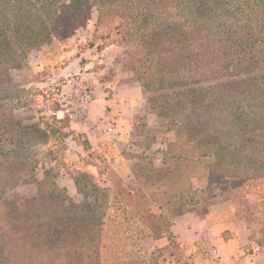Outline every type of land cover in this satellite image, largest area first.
<instances>
[{"label":"trees","instance_id":"16d2710c","mask_svg":"<svg viewBox=\"0 0 264 264\" xmlns=\"http://www.w3.org/2000/svg\"><path fill=\"white\" fill-rule=\"evenodd\" d=\"M63 1V5L69 2ZM76 3L84 7L79 9L76 17L68 20L61 19L63 11L60 9L40 10L44 14V18L40 19L41 27H32L28 37L51 39L55 24L60 25L63 31L71 32L83 21L87 10L95 6L98 11L97 33L105 27L102 33L105 39L114 37L128 46L131 66L143 78L142 85L149 87L150 83L156 88L166 87L170 90L162 112L167 123L175 130L173 164L156 170L168 176L165 183L160 181L161 202L139 194L131 181L124 179L116 170H109L111 183L105 181L106 186L91 183L90 186L97 193L93 201L78 205L61 194L57 174L54 181L49 182L50 171L47 169L44 179L39 181L38 196L26 199L24 208H20L17 203L19 196L3 198L4 190L12 188L18 181L33 177L36 163L22 164L19 154L10 157L11 152L3 151L4 156L0 158V264H162L172 261L167 260L166 256L161 260L156 257V251L164 247L148 251L145 245L146 241L163 238L169 242L166 249L175 246L183 256L185 253L189 256L191 247L179 239L173 226L179 216L191 211V207L199 202L190 180L193 177L208 178L209 183L216 182L219 188L227 192L228 199L238 204L239 213L246 211V215L240 217L249 228H253V214L257 210L264 212V191L254 204H250L248 199L255 182L264 186V174L250 172L252 167H263L260 155H264V74L255 75L254 72L261 67L264 61L260 62V58L264 59V56L257 55L253 42L264 38L258 35L264 32V20L259 31L250 35L251 38L248 35L231 38L244 39L241 46L234 43L225 47L223 42L213 41L208 46L210 51H207V44L199 40L207 39L201 33L194 32L189 39L177 41L163 39L161 24L169 22L175 15L171 8L165 7V3H168L165 0L151 3L147 0H86ZM159 6H162L160 10ZM220 6L223 12L229 11L226 14L228 18L240 21L243 0H233V4L232 0H225L220 2ZM43 7L47 8V5L43 3ZM47 22L49 24H45ZM15 48H23V43L8 46L12 51ZM229 50L238 54L236 63L230 61ZM145 55L154 63L153 73L145 74L142 71L146 63ZM11 57L5 59L0 56V68L5 67V75L0 74V91L9 100L15 92L22 90L11 91L5 79L6 62L9 67L17 62L16 58L12 60ZM232 64L251 76L227 84L199 86L217 74L219 68L223 70L227 66L229 69ZM193 73L196 74L192 76ZM235 82L242 84L235 85ZM7 116L12 117L11 114ZM3 120L7 118L0 116V138L9 133L11 142L15 140L14 133L47 134L62 142L72 134L59 129L56 117L53 123L40 117L36 125ZM73 138L76 140L75 136ZM82 144L84 151L92 149L88 140ZM185 145L207 160L194 159L182 149H176ZM27 157L25 155L24 159ZM100 163L97 168L99 174H103L107 168L102 169L104 160ZM74 178L80 190L78 180ZM180 186L184 187L188 196L184 203L174 200V191L179 190ZM101 195H105V198H101ZM242 198L246 201L242 202ZM114 206L117 209L123 206L125 210L120 222L112 216ZM104 207L108 212L103 211ZM127 211L130 215L125 214ZM95 224L101 226L96 233L91 229ZM258 224L264 229V218ZM109 229L115 232H108L112 248L110 253H106L103 251V236L105 230ZM251 240L264 245L255 237H251Z\"/></svg>","mask_w":264,"mask_h":264},{"label":"rangeland","instance_id":"374dc122","mask_svg":"<svg viewBox=\"0 0 264 264\" xmlns=\"http://www.w3.org/2000/svg\"><path fill=\"white\" fill-rule=\"evenodd\" d=\"M77 1L86 0H69V2L66 1V5H63V0H0V56L5 59L13 56L17 61L11 64V67L6 62L5 79L11 91L22 89L20 92H15L11 100L2 96L0 91V116L7 118L3 121L16 120L23 125L39 124L40 117H45L49 123H53L56 117L59 129L72 133L64 138L63 142L47 134L45 136L38 133L29 135L14 133V142L10 141L9 133L0 138V158L4 156L3 151H5L11 152L10 157L16 153L19 154L22 164L34 163V161L36 163L33 177L18 181L12 188L5 189L3 198L12 199L14 196H19L17 203L20 208H24L26 199L38 196L39 181L44 179L45 171L49 169V182L54 181V175L57 174L56 181L61 194L81 205L88 201L92 202L97 194L90 186L91 183L99 186L110 184L112 179L108 171L116 170L124 179L133 183L139 194L160 201L162 191L160 181L162 184L165 183L168 176H163L156 170L172 166L173 147L176 142L175 130L167 123L162 112L170 90L166 87L156 88L149 83V80H146L149 87L142 85L143 78H140L131 66L128 46L114 37L105 39L102 36L105 27L97 33L98 11L95 6L87 10L83 21L71 32L67 33L60 28V25L55 24L54 36L51 39L28 37L32 27H41L40 19L44 18V14L40 10L60 9L63 11L61 19L68 20L72 16L76 17L79 9L84 7L83 4L77 5ZM152 1L155 0H147L148 3ZM165 1L168 2L165 3V7L171 8L175 15L169 22L161 24L163 39L177 41L189 39L194 32L201 33L207 38L199 39L207 44V51H210L208 46L213 41H221L225 47L234 43L241 46L244 39L231 38L241 35L250 37L263 25L264 18L261 16L264 15L262 11L264 0H243L244 7L240 21L228 18L226 14L229 11L223 12L220 2L225 0ZM43 3L47 5V8L43 7ZM161 8L162 6H159L158 10ZM243 24L244 27H242ZM258 35L263 37L264 32ZM15 43H23V48H15L14 51L8 49L10 44ZM29 43L32 45H28ZM253 43L257 55L264 56V38H259ZM228 53H231L230 50ZM230 56L232 57L230 61L236 63L235 58L238 54L233 52ZM13 58L11 57L12 60ZM145 58L146 63L142 66V71L145 74L153 73L154 63L150 61L149 56L145 55ZM263 61L264 59L260 58V62ZM4 69L5 67L1 66V75H5ZM243 71L234 67L233 64L229 69L224 66L223 70L219 68L217 74L210 76L199 86L227 84V82L239 81L251 76ZM254 73L255 75L264 74V62ZM195 74L193 73L192 76ZM237 84L242 82H235V85ZM82 85H89L93 91L94 99L89 106V119L96 128L92 132L88 126L71 119L66 112L68 109L70 112L75 111L77 101L81 100ZM96 101L100 112L93 116L91 107ZM135 106L137 114L132 118V115L127 114L133 111ZM8 114L12 117H8ZM122 116H124V122H131H120ZM107 125H112L114 130L107 131ZM88 132L96 133L92 135L91 141L88 138ZM85 140H88L92 146L90 151L83 149L82 143ZM186 147V145L178 146L176 149H182L185 154L194 159L207 160L197 151ZM25 155L28 156L27 159H24ZM260 157L263 167H252L250 172L253 174H264V155L261 154ZM101 160H104L102 169L107 168L103 174H99L97 168V165H101ZM22 175L25 177L24 172ZM74 176L78 180L80 190L77 189ZM207 179L197 177L190 179L199 202L203 199L217 201L225 210L233 211L235 216L244 222L250 238L255 237L256 241L264 242V229L258 224L264 218V212L257 210L253 214L251 217L253 228H249L240 217L242 214L246 215V211L239 213L238 204L228 199L227 192L219 188L216 182L209 183ZM263 191L264 186L259 182L256 185L255 182V188L248 195L249 198L247 197L250 204L259 200ZM102 192L106 193L103 190ZM174 193V200L177 203H184L188 199L182 186ZM100 197L105 198V195ZM241 201L245 202L246 199L242 198ZM197 204L193 205L191 210ZM103 211L108 212L107 207H104ZM124 211L123 206L120 209L114 206L112 216L117 222L121 221ZM125 214L130 215L129 211ZM91 229L96 233L100 231L101 226L95 224L91 226ZM115 230H105L103 251L106 253H110L112 248L108 232H115ZM158 243L149 240L146 241L145 246L148 251H156V248L164 247L156 251V257L159 260L166 256L167 260H172L176 264L188 263L193 258L199 261L200 257L195 253V245L191 249V254L189 252V256L186 253L183 256L175 246L166 249L169 242H165L167 244L163 246H159L161 242ZM172 252L174 255H170Z\"/></svg>","mask_w":264,"mask_h":264},{"label":"crops","instance_id":"0c3cea01","mask_svg":"<svg viewBox=\"0 0 264 264\" xmlns=\"http://www.w3.org/2000/svg\"><path fill=\"white\" fill-rule=\"evenodd\" d=\"M91 108L93 116L98 111L100 112L97 101L93 103ZM136 108L135 106L133 111H130L127 115H132V118L135 117L137 114ZM123 118L124 116L121 117L120 122L123 121ZM130 122L125 121L124 123ZM94 134L96 135L95 132ZM94 134L88 132L90 141ZM173 231L191 249H193L196 242L203 237H207L218 249L219 254V257L213 260L212 264H264V245L251 240L244 222L238 219L233 211L225 210L215 200L203 199L191 211L179 216L175 220ZM155 242L157 244L161 242L159 246H163L167 244L165 242H168V240L163 238ZM162 264L176 263L165 261ZM185 264L208 263L201 258H199V261L193 258Z\"/></svg>","mask_w":264,"mask_h":264},{"label":"built area","instance_id":"2783aa9c","mask_svg":"<svg viewBox=\"0 0 264 264\" xmlns=\"http://www.w3.org/2000/svg\"><path fill=\"white\" fill-rule=\"evenodd\" d=\"M93 99V91L91 87L89 85H82L81 100L77 101L78 105L75 108V111L70 112V109L66 111L71 119L77 120L85 126H88L91 132L96 128L89 119V106ZM106 130L111 132L114 130V127L112 125H107ZM195 253L208 264H212L213 260L219 257L218 249L207 237H203L195 243Z\"/></svg>","mask_w":264,"mask_h":264}]
</instances>
